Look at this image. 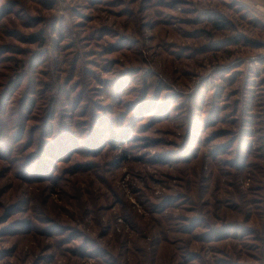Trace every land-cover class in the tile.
<instances>
[{"label":"clouds","instance_id":"obj_1","mask_svg":"<svg viewBox=\"0 0 264 264\" xmlns=\"http://www.w3.org/2000/svg\"><path fill=\"white\" fill-rule=\"evenodd\" d=\"M95 2L53 0L49 20L55 30L48 20L41 25L51 39L67 30L64 43L75 45L68 55L81 61L77 77L90 85L86 103L75 113L67 106L62 110L63 127L82 137L81 152L89 150L88 136L97 133L103 171L113 148L131 155L141 146L113 143L131 122V105L141 98L154 102L133 129L139 135L158 106L168 104L170 137L161 147L134 154L151 160L167 153L170 159L167 167L152 169L158 184L147 194L125 187L130 203L114 207L106 218L83 213L73 217L72 226L40 219L15 225L21 237L29 230L64 231L36 248H15L19 238L0 236V264H55L49 257L65 254V238L72 249L99 251L92 264H129V257L132 264H264V0H175L173 7H168L173 0H99L101 7H93ZM75 12H86L92 23ZM82 21L86 27H79ZM113 47L121 51L107 54ZM124 53L126 64L120 60ZM168 60L182 88L159 87L161 78L152 69ZM86 68L93 69L92 77L84 76ZM122 71L132 73L131 83L118 89L114 81ZM93 102L103 107L81 118ZM4 119L0 113V125ZM41 215L32 212L33 218Z\"/></svg>","mask_w":264,"mask_h":264},{"label":"rangeland","instance_id":"obj_2","mask_svg":"<svg viewBox=\"0 0 264 264\" xmlns=\"http://www.w3.org/2000/svg\"><path fill=\"white\" fill-rule=\"evenodd\" d=\"M174 4L175 0L168 7H173ZM93 7H101L99 0H96ZM0 9V89H3L0 92V113L5 117L0 125L3 135V139L0 140V161H3L0 165L3 168L0 172V208L4 212L0 217V223L4 224L0 236L13 241L19 238L20 243L15 245V248L22 246L36 248L53 236L60 235L64 229L55 231L43 229L35 233L29 230L21 237L15 225L19 223L31 225L36 219H40L41 222L58 220L66 226H72L73 217L83 213L106 218L114 207L130 203L128 194L124 191L125 187L132 193L147 194L152 185L159 183V178L153 174L152 169L167 167L169 155L163 153L154 159L145 160L143 155L134 153L136 151L144 153L161 147L162 141L170 137V130L166 127L169 105H159L156 116L137 135L133 129L154 105V102L145 101L143 98L137 100L132 105L133 109L134 106L137 108L136 115L132 116L126 130L113 137V143L118 146H141L139 149H132L131 155L127 150L119 152L118 148H113L109 153L107 168L101 171L99 160L104 149L97 143V133L93 131L88 136L89 150L81 152L77 150V145L82 141V137L78 135L74 138L63 127L62 110L67 106L75 113L81 104L86 103L87 88L90 85L77 77L81 61L78 55H68L75 45L72 42L64 43L67 30L61 40L51 39L49 31L41 27L48 20L50 28L55 30L49 20V16L55 10L53 0H6L0 5ZM74 14L83 17V21L88 24L92 23V17L86 12ZM204 14L208 15V12ZM21 17L24 18L22 24L18 23ZM83 21L79 27L87 26ZM25 29L30 31L26 33ZM38 33L43 40L39 39ZM121 43L125 44L128 41L122 40ZM120 51V47H113L107 50V54L113 55ZM91 54L89 50L84 55ZM125 56L127 53H124L120 60L126 64ZM176 58L179 60V54ZM152 72L154 76L158 75L161 78L159 81L161 89L183 87L182 82L175 79L177 69L170 60L155 63ZM131 75L129 71H122L114 81L115 85L131 83ZM84 76L92 77L93 69L86 68ZM96 82L100 83L99 80ZM54 99H57L59 112L54 119H50L51 123H47V128H44L43 122L47 117L45 108H51ZM102 105L88 103L81 118L87 116L94 108H102ZM213 116L215 112L211 117L214 120ZM192 124L194 126V119ZM58 129L61 134L57 135L59 138L55 139V146L44 144V141L48 143L49 136L57 133ZM153 129L156 130L155 133ZM26 137H30V142ZM25 143L27 146L21 150L19 146ZM44 145L47 149L45 151L47 159L41 161L35 156L34 162L35 147ZM49 158H55V163H50ZM13 161L15 163H12ZM146 167L148 171H145ZM34 210L42 215L33 218ZM103 235L107 236L109 233ZM64 244L66 246L64 255L49 257L54 259L55 264H92L94 256L100 254L99 251L89 253L83 248L72 249L71 240L68 238H65ZM4 255L8 256L9 253L5 251ZM21 264H27V261H22ZM129 264H132L131 257Z\"/></svg>","mask_w":264,"mask_h":264},{"label":"trees","instance_id":"obj_3","mask_svg":"<svg viewBox=\"0 0 264 264\" xmlns=\"http://www.w3.org/2000/svg\"><path fill=\"white\" fill-rule=\"evenodd\" d=\"M209 14L210 13H208V15ZM38 34H39L38 35L39 39L43 40V38L40 36L41 34L40 33H38ZM62 35H64V34L60 35V37H59L60 40L63 38ZM110 49H112V48H110ZM116 87L119 89L121 86H116ZM53 102H54V105L51 108L50 107H46L45 108V111L47 112V117L45 119V122H43V127L44 128H47V123H51L50 119H54L55 115L59 112V109H57L59 107V105H57V99H54ZM132 105H131V108L129 109V112H131L132 116H134L137 113V108H136V106H134V109H133ZM140 105H141V103H140ZM101 107H103V105ZM139 110H142V109H139ZM127 117L128 116L126 115L124 118H127ZM213 117L215 118V116H213ZM101 123L103 124V123H105V121H101ZM48 125H49V127L51 126V124H48ZM126 129H124V130H126ZM54 135L56 136V139L59 138L56 135V133L51 134V136H49V137H52ZM44 144H50V145L53 146L55 143H47L46 141H44ZM45 147H46V145L40 146V147H35L34 152H33V160H34V162L36 160V158H34L35 156H38L41 159V161H42V159H47V156H45L46 155L45 151H47V149ZM50 149H52V148H50ZM51 157H53V156H51ZM52 167L53 166H50V168H52Z\"/></svg>","mask_w":264,"mask_h":264}]
</instances>
